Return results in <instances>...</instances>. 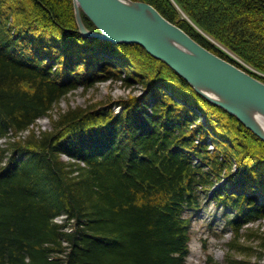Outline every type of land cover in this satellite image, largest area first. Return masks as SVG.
<instances>
[{"label":"trees","instance_id":"obj_1","mask_svg":"<svg viewBox=\"0 0 264 264\" xmlns=\"http://www.w3.org/2000/svg\"><path fill=\"white\" fill-rule=\"evenodd\" d=\"M144 1L264 80V0ZM73 3L0 0V264H186L206 203L223 232L262 221L264 141L138 43L84 35ZM107 81L143 91L53 114Z\"/></svg>","mask_w":264,"mask_h":264},{"label":"water","instance_id":"obj_2","mask_svg":"<svg viewBox=\"0 0 264 264\" xmlns=\"http://www.w3.org/2000/svg\"><path fill=\"white\" fill-rule=\"evenodd\" d=\"M84 35L138 43L188 80L194 88L238 118L264 141V80L197 42L181 26L144 0H73ZM98 31L86 27L82 13Z\"/></svg>","mask_w":264,"mask_h":264},{"label":"rangeland","instance_id":"obj_3","mask_svg":"<svg viewBox=\"0 0 264 264\" xmlns=\"http://www.w3.org/2000/svg\"><path fill=\"white\" fill-rule=\"evenodd\" d=\"M200 31L203 32L201 28ZM203 33L208 40L210 39L217 47L223 49L228 56L241 62L247 68L257 71L244 61L242 62L238 55L216 41L211 35ZM142 91L143 89L139 85L133 88H124L119 81L101 82L89 90L78 88L68 93L67 97L57 104L53 114L57 115V112L68 109L69 106H86L100 100L110 102L123 97L140 95ZM116 109L119 110L120 107H116ZM48 127H50V119L46 116L39 118L34 129H47ZM3 141L4 139L0 143L3 144ZM261 220L246 225L240 231L239 236L232 231L223 232L222 228L225 222L221 209L216 208L214 203H206L201 211L193 216L190 253L187 256L186 264H264V219Z\"/></svg>","mask_w":264,"mask_h":264},{"label":"bare ground","instance_id":"obj_4","mask_svg":"<svg viewBox=\"0 0 264 264\" xmlns=\"http://www.w3.org/2000/svg\"><path fill=\"white\" fill-rule=\"evenodd\" d=\"M257 121H259V122L261 123V126H262V128H263V130H264V118H262V117H257Z\"/></svg>","mask_w":264,"mask_h":264}]
</instances>
